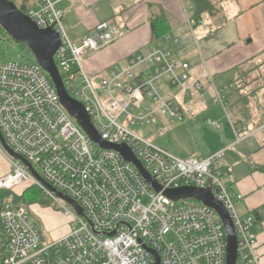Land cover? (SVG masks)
Listing matches in <instances>:
<instances>
[{"label": "built area", "instance_id": "2783aa9c", "mask_svg": "<svg viewBox=\"0 0 264 264\" xmlns=\"http://www.w3.org/2000/svg\"><path fill=\"white\" fill-rule=\"evenodd\" d=\"M62 1L38 0L26 15L40 29L51 28L61 36L55 55L59 74L69 95L84 105L102 140L128 146L163 191L151 188L141 171L119 153L92 142L63 107L37 62L0 58V130L6 143L46 184L71 198L85 214L80 216L58 199L0 144L11 166L0 178V197L22 186H35L71 220L64 237L43 246L29 214L6 200L0 207L8 239L3 264H156V256L161 264H227V234L219 214L197 200L164 195L166 190L182 188L210 190L226 208L237 234L236 264H264L255 218L238 212L236 204L243 196L218 173L226 150L182 160L133 130L152 127V135L166 136L169 125L182 120L167 98V87L185 93L200 88L198 83L186 85L191 65L180 40L165 35L145 55L136 54L128 66L114 67L97 91L82 60L115 43L121 32L114 24L102 23L75 43L58 8ZM215 103L228 107L220 95ZM159 118L168 125H160ZM208 124L219 128L213 121ZM235 133L242 141V131L235 128Z\"/></svg>", "mask_w": 264, "mask_h": 264}, {"label": "crops", "instance_id": "0c3cea01", "mask_svg": "<svg viewBox=\"0 0 264 264\" xmlns=\"http://www.w3.org/2000/svg\"><path fill=\"white\" fill-rule=\"evenodd\" d=\"M189 1L63 0L59 3L58 8L63 13L67 35L75 43H79L99 24L111 23L118 27L121 32L120 38L107 48L90 54L91 57L87 61L88 69L103 72L105 76L109 75L116 66H128L136 54L148 53L151 47L159 41L155 39L153 21L158 19L166 21L167 34L180 40L185 52V60L191 65L189 81L186 85L191 87L194 83H198L200 86L198 89H192L185 93V97H190L189 93L192 91L201 92L204 89L203 86L207 85V87L213 88L214 97L220 95L225 98L228 107L225 109L222 104L215 103V98L213 105L222 106L227 114V110L233 112L235 122L230 118V126L224 124L223 127H220V122L224 123L225 121L219 112L212 115L213 119L210 117L207 119V123L209 120L217 123L218 129L223 130L224 136L229 138L223 144L208 151L207 156L226 150V163L222 168V175L227 183L232 185L233 190L244 198L241 201L243 202L240 210L241 215L249 214L256 220L255 230L259 240L258 252L264 263V128L253 130L249 127L248 132L241 133L242 141L238 142L235 133V124L239 118V111L236 112L235 104L238 102L235 94L226 91L232 80H235L233 79L235 77L233 69L264 52V0H237L235 7L227 8V13L233 10L235 12L238 24L236 31L240 37L237 41L235 39L231 41L224 48H213L210 39L213 29L205 28V26L210 23L211 19L220 20L219 17L226 14L225 10L220 9L221 14L217 17L205 15L198 25L190 21L192 6ZM228 1L223 3H228ZM196 31L204 42L199 55L192 51L190 39L191 36L194 37ZM216 33L219 36L229 33V27L223 30L217 29ZM199 56L202 59L201 62ZM218 84H220L219 87ZM172 89L178 91L176 87L170 85L167 87L166 93ZM198 100L202 102L201 98ZM177 108L179 109L178 106ZM181 117L183 118L182 114ZM233 134L235 142L231 136ZM231 151L235 152L231 153ZM10 170L11 166L7 157L0 151V178L8 174ZM23 187L25 186L14 191Z\"/></svg>", "mask_w": 264, "mask_h": 264}, {"label": "rangeland", "instance_id": "374dc122", "mask_svg": "<svg viewBox=\"0 0 264 264\" xmlns=\"http://www.w3.org/2000/svg\"><path fill=\"white\" fill-rule=\"evenodd\" d=\"M14 1L18 6H20L22 3V0ZM236 2L237 0H229L228 3H221L219 8L222 11L225 10L226 12L228 7H235ZM219 18L220 20L211 19L210 23L205 26V28L207 27L208 29H213L212 35L210 37L213 48H224L231 41L234 39L237 41L240 37L236 31L238 24L234 10L228 11V13L226 12V14L221 15ZM227 27H229V33H224L221 36L216 33L217 29L223 30ZM190 39L192 51L198 54L204 42L202 39H200V35H198L197 31L194 33V37L191 36ZM90 54L93 53H89L87 56H85L82 60V63L89 80L95 89L99 91L98 85L105 75L103 72L98 70H91L90 68L88 69L87 61L91 57ZM0 58L11 59L13 61L30 64L36 63L35 58L30 50L23 45L16 44L5 32L1 33L0 38ZM199 59L201 62L202 59L200 56ZM249 80L251 81V79ZM230 84V87L228 86L226 88L227 93L235 94L237 102L242 101L241 105H236V112L239 111V118L237 119V122H242V124H238L236 128L242 132H248L249 127L253 130L264 128V96L261 94L253 96V92L255 90V88L253 89L254 86L247 87L243 95H240L235 93L234 83ZM219 86L220 84H218V87ZM203 88L204 89H202L201 92H190V97H185V92H178L173 89L172 91H168L167 98L173 101L176 107H179L183 118L182 120H177L174 124L169 125V133L166 136L157 137L152 135V132H154V128L152 127H136L133 130L150 139V141H152L155 145L168 150L179 159H200L206 157L208 151L213 149L215 146L223 144V142H225L228 138V136H224L223 130L214 128L211 125H209V127L207 119L209 117L213 119L212 115L215 114V112H219L220 116H222L226 122H220V127H223L224 124L230 126L229 119L231 118L232 121L235 122V118L232 115L233 112L231 110H227V114L222 106L216 107V105H213L214 98L216 99L217 97H214L213 88L207 87V85H204ZM240 96L243 97V100H241L242 97ZM198 98H201L202 102H199ZM158 122L160 125H168V123L162 118H159ZM260 124H263V126L258 127ZM231 136H233L232 139L235 142V135L233 134ZM235 151H231V153ZM225 163L226 157L218 162L217 168L219 174L222 173L221 171H223L222 168L225 167ZM224 181L227 182V180ZM31 187L35 186L26 185L20 190L9 192L8 195H13L17 198H20L25 193L27 201L21 204L20 207H22L29 214L32 222L38 227L42 236V245L47 246L60 240L69 232L71 220L65 216V210L58 204L54 202L42 204L43 202L47 201L43 193L26 192ZM9 200H11V198L7 199V201ZM242 205L243 202L236 204V209L239 213ZM69 210L72 211L71 208H69ZM7 252L8 251L6 250V254Z\"/></svg>", "mask_w": 264, "mask_h": 264}, {"label": "water", "instance_id": "95a60500", "mask_svg": "<svg viewBox=\"0 0 264 264\" xmlns=\"http://www.w3.org/2000/svg\"><path fill=\"white\" fill-rule=\"evenodd\" d=\"M0 28L18 45H26L33 54L35 61L48 74L52 81L60 102L82 129L87 133L94 144L105 150L119 153L125 161L134 164L143 174L151 188L157 192L163 189L158 186L150 175L144 170L131 149L126 145H112L102 140L94 128L91 118L83 104L73 99L65 88L55 63V55L62 44L61 36L53 29H40L17 5L10 0H0ZM0 144L5 152L13 159L21 161L32 174L35 175L55 196L73 207L77 213L84 217L83 209L71 198L59 193L46 184L33 170L31 164L15 153L6 143L0 130ZM164 195L173 199H194L205 206L214 209L222 219L227 234V264H236L238 257L237 234L231 217L226 208L219 203L211 194L210 190H199L195 188H182L178 190H166ZM115 233L111 234L113 236ZM156 264H161L156 256Z\"/></svg>", "mask_w": 264, "mask_h": 264}, {"label": "trees", "instance_id": "16d2710c", "mask_svg": "<svg viewBox=\"0 0 264 264\" xmlns=\"http://www.w3.org/2000/svg\"><path fill=\"white\" fill-rule=\"evenodd\" d=\"M16 4L14 0H10ZM38 0H22V3L20 6L17 7L27 14L31 8H33ZM228 1V0H190V4L192 6V11L190 15V21L194 24H200L203 20L205 15L217 17L221 14L220 10V4ZM153 31L155 35L156 40H161L165 35H167L166 28V21L162 19L154 20L153 21ZM2 29L0 28V38H1ZM24 47L28 48L26 45H23ZM235 73V80H232V83H235V93H238L240 95H243L245 89L247 87H253L255 88L253 92V96H257L258 94L264 96V52L260 54L259 56H256L252 58L251 60L247 61L246 63H243L239 66H237L235 69H233ZM251 79V81L249 80ZM242 97V96H240ZM243 100V97L242 99ZM242 101H239L235 105H241ZM247 109V108H246ZM242 124V122H236V127L238 124ZM263 126V124H260L258 127ZM264 169V168H263ZM26 192L30 193H42V191L35 187L29 188ZM9 192L2 193L0 197V207L1 205L8 199L11 198L13 203L20 206L24 202L27 201L25 197V193L22 195V197L17 198L13 195H8ZM17 199V200H16ZM19 201V202H18ZM30 203V202H29ZM51 202L46 201L42 204H49ZM258 216V215H257ZM257 225V224H256ZM0 264H3L5 257H6V250L8 246V239L6 237V234L4 232L2 223L0 221Z\"/></svg>", "mask_w": 264, "mask_h": 264}]
</instances>
